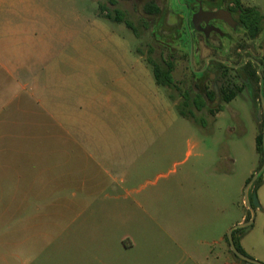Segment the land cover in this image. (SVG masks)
<instances>
[{"label": "rangeland", "instance_id": "rangeland-1", "mask_svg": "<svg viewBox=\"0 0 264 264\" xmlns=\"http://www.w3.org/2000/svg\"><path fill=\"white\" fill-rule=\"evenodd\" d=\"M28 1L36 6L39 32L51 38L54 48L62 40L67 52L66 76L51 84L53 108L63 101L83 106L63 110L79 148L70 139L61 147L57 128L31 126L45 135L33 136L22 121L11 122L8 115L17 107L27 109L22 88L21 100L5 108L0 121L5 148L47 149L30 154L37 183L30 218L13 210L0 221V264L233 261L228 243L225 253L226 239L250 212L246 188L262 168L256 142L264 122L261 86L230 103L222 97L211 101L199 111L198 104L181 97L194 71L187 59L177 63L169 89L156 84L149 60L163 64L170 54L156 38L175 37L173 47H188L186 29L170 10L182 15L185 0ZM151 2L161 15L146 12ZM241 2L264 15V0ZM118 11L134 30L115 20ZM40 161L48 168L43 175L38 174ZM255 183L249 197L256 194L260 206L240 238L248 256L264 263V177L257 191ZM15 192L17 184L0 178V195ZM38 203L42 211L35 215ZM127 238L132 247L124 245Z\"/></svg>", "mask_w": 264, "mask_h": 264}, {"label": "crops", "instance_id": "crops-1", "mask_svg": "<svg viewBox=\"0 0 264 264\" xmlns=\"http://www.w3.org/2000/svg\"><path fill=\"white\" fill-rule=\"evenodd\" d=\"M36 10V6L28 0H0V121H4L1 116L4 115L5 108L15 104L17 100H21L19 90L22 88L28 96L26 99L27 109L17 107L12 115H8L12 119L11 122L22 121L28 127V134L33 136L45 135L40 129L33 130L31 126L44 128V130L50 127L57 128L61 133V147L66 145V141L70 139L71 145L74 148H79L69 132L71 130L68 118L63 110L68 111L83 106L77 104L73 107L68 105L67 101H63L64 104L58 103L55 109L53 108L54 92L51 84L53 81L59 83L65 78L68 55L66 50L61 48L62 40L59 47L54 48L51 38L47 34L39 32L37 26L40 19L35 18ZM44 25L45 23L41 24V26ZM53 58H59V60L51 62ZM73 88L77 90L78 85L76 84ZM60 95L62 96V94ZM91 102L93 103V100ZM16 114H19L20 118L16 117ZM4 138L3 126L0 130V178L11 179L14 184H17V192L10 196L0 195V221L4 217L8 218L13 210H17L25 220H28L34 211V206L30 202L31 192L33 186L37 184L32 178L33 165L30 154L36 150H46L47 147L12 148L9 146L5 148ZM22 154H28V159L21 160ZM47 171V166L40 161L38 174L43 175ZM39 182L45 184L43 180H39ZM9 199L10 203L4 202ZM39 211H42L40 203L36 204L35 215ZM246 218L247 215L242 216L238 223H245ZM240 243L244 248L241 241ZM124 245L132 247L133 242L127 238ZM226 260L225 264L244 263L243 261L237 263L235 258L233 261Z\"/></svg>", "mask_w": 264, "mask_h": 264}, {"label": "flooded vegetation", "instance_id": "flooded-vegetation-1", "mask_svg": "<svg viewBox=\"0 0 264 264\" xmlns=\"http://www.w3.org/2000/svg\"><path fill=\"white\" fill-rule=\"evenodd\" d=\"M110 5L116 4L112 1ZM182 7L184 9L182 15L175 13L171 8L170 10L180 20L182 28L186 29L185 43L188 47L181 48L180 45L173 47L171 42L175 43V37L165 36L161 40L156 38L161 46L170 51L169 57H166L165 63L160 66L172 68V78L177 63L182 59H187L189 68L194 69L191 82L189 81L184 93L181 92L182 87L180 88L182 82L179 81V86H176L178 92L182 93L181 97L192 105H203L204 108L211 101L216 103L221 97L224 100L223 91L226 87L236 93L235 99L240 94L243 98L245 93L254 90L258 84L257 86H261L263 96L262 106L264 37L263 32L255 33L254 17L248 14L243 4L238 8L225 0H185ZM220 11L228 12L229 20L209 16ZM161 14L162 12L159 15ZM160 58L163 60L162 53ZM215 76L217 80L220 78V81L213 79ZM208 83L211 84L210 87ZM198 107L194 108L202 111L203 108ZM210 111L209 114L212 113ZM193 113L198 116L195 111ZM209 114L200 113V115ZM261 114L264 119L263 111Z\"/></svg>", "mask_w": 264, "mask_h": 264}, {"label": "trees", "instance_id": "trees-1", "mask_svg": "<svg viewBox=\"0 0 264 264\" xmlns=\"http://www.w3.org/2000/svg\"><path fill=\"white\" fill-rule=\"evenodd\" d=\"M225 1H229L233 4L236 5V7L241 8L242 7V2L241 0H225ZM246 11L248 12V14L250 16L254 17V23L256 25V29H255V33L260 34L261 32L264 31V27L262 26L261 22L264 21V16L263 14L260 12L259 9L255 8V7H246ZM145 10L148 14L151 15H158L161 13V9L159 7H157L153 2L146 4L145 5ZM107 17H109V15H106ZM110 18V17H109ZM115 20L119 23H125L130 29L134 30L133 24L130 20H128L125 16V14H123L121 11H118V15L115 17ZM150 64L153 67V71H154V75L156 78V82L158 85L164 86V87H170L172 84V68H161L160 64H158L157 62H154L153 60H149ZM236 96V93L231 91L229 88H225V90L223 91V97L224 100L226 102H230L232 99H234V97ZM199 109L203 108V105H199L198 107ZM181 114L189 119V116L186 112L181 111ZM263 126H264V122L262 123V132L257 136L256 142H257V151L263 155V140H264V136H263ZM264 164V158H262V166ZM250 182V181H249ZM263 184V176H260L258 178V180L255 183V190L257 191V189H259L261 187V185ZM251 218V214L248 211V215L246 218V221H249ZM244 232V229H236L233 231V239H234V244L236 246V248L238 249L239 252H241L242 254L248 256V254L246 253V251L244 250V248L242 247L240 241L241 238L240 236L242 235V233ZM228 244H229V240L227 239ZM232 252V251H231ZM232 254L234 255L235 258L239 259L233 252Z\"/></svg>", "mask_w": 264, "mask_h": 264}, {"label": "water", "instance_id": "water-1", "mask_svg": "<svg viewBox=\"0 0 264 264\" xmlns=\"http://www.w3.org/2000/svg\"><path fill=\"white\" fill-rule=\"evenodd\" d=\"M209 16L211 18H223V19H226V20H229L228 17L230 18V14L228 12H223V11L216 12V13H211ZM262 111H263V117H264V99L262 100V110L260 111V114H261ZM261 116H262V114H261ZM262 156L264 158V140H263V155ZM260 174H263V177H264V164H263L260 172L257 173L254 176L253 180L250 182V184L246 188V199H245V201H246L248 209L250 210V213H251L250 220L246 221L245 223L239 224V225L234 226L233 228H231V230L229 231V235H228V240H229V244H230V247H231V251L239 259H241L245 264H264V263H262L260 261L252 259L251 257L246 256V255L242 254L241 252H239L238 249L236 248L235 244H234V239H233V231L234 230L241 229V228H246V230H249L251 228L253 222H254L255 207H259L260 204L258 202L256 194H254L252 199L249 197V190H250V187L258 180V177H259Z\"/></svg>", "mask_w": 264, "mask_h": 264}, {"label": "bare ground", "instance_id": "bare-ground-1", "mask_svg": "<svg viewBox=\"0 0 264 264\" xmlns=\"http://www.w3.org/2000/svg\"><path fill=\"white\" fill-rule=\"evenodd\" d=\"M229 6V5H228Z\"/></svg>", "mask_w": 264, "mask_h": 264}]
</instances>
